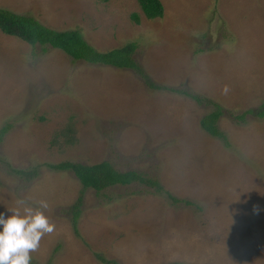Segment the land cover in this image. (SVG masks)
<instances>
[{"label":"rangeland","instance_id":"rangeland-1","mask_svg":"<svg viewBox=\"0 0 264 264\" xmlns=\"http://www.w3.org/2000/svg\"><path fill=\"white\" fill-rule=\"evenodd\" d=\"M161 2L163 16L147 19L137 0H0L79 29L100 51L135 42L134 59L163 87L0 31V214L44 200L56 226L30 264H108L96 254L121 264H264V115L237 118L264 100V0ZM207 101L222 109L225 138L201 128L215 109ZM103 160L162 190L87 188L77 235L68 208L82 185L50 165Z\"/></svg>","mask_w":264,"mask_h":264},{"label":"trees","instance_id":"trees-1","mask_svg":"<svg viewBox=\"0 0 264 264\" xmlns=\"http://www.w3.org/2000/svg\"><path fill=\"white\" fill-rule=\"evenodd\" d=\"M137 2L147 19H155L163 16L164 7L161 0H137ZM132 18L136 23L139 22V16L137 13H133ZM0 31L6 35L21 39L33 47L38 45L43 52L47 51L49 47L57 48L69 55L74 61L83 60L92 64H105L118 68L133 69L138 74L142 75L149 87L157 89L163 88L160 85L154 84L134 59L133 54L137 48V44L135 42H128L116 48L100 51L88 43L79 29H56L42 23L32 15L17 13L10 9L1 7ZM182 92L193 97L197 102L203 101L196 95H191L184 91ZM207 102L213 104L215 109L200 119L201 128L211 136L225 138V133L218 127V119L221 115L222 109L213 101ZM253 112H255L258 116L264 115V100L256 109H250L237 116V118L243 119L246 113ZM7 127L8 126H4L0 129V140ZM50 166L51 168L58 170H71L82 185L81 193L78 195L76 202L68 208L69 212L72 213V220L74 223L73 228L77 235H79V232L75 223L80 213L79 206L81 204L82 194L87 188H93L96 192H99L103 188L110 185H128L134 181H138L139 183L146 184L147 186L155 187L154 189L156 191L162 190V186L156 178L144 175L143 172L133 169L119 170L107 160L91 165L80 162L63 161L57 164H51ZM28 174H35V170L28 172ZM169 196L172 201L179 202V199L172 195ZM186 203L189 204L190 202L187 201ZM96 255L104 263L121 264L115 259H106L99 254ZM169 264L183 263L172 262Z\"/></svg>","mask_w":264,"mask_h":264},{"label":"clouds","instance_id":"clouds-1","mask_svg":"<svg viewBox=\"0 0 264 264\" xmlns=\"http://www.w3.org/2000/svg\"><path fill=\"white\" fill-rule=\"evenodd\" d=\"M17 205L8 208L9 216L0 214V264H30L31 253L38 250L43 237L56 230L44 212L47 201H36L33 206L19 200Z\"/></svg>","mask_w":264,"mask_h":264}]
</instances>
